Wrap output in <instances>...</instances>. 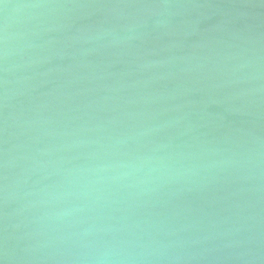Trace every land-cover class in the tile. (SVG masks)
Wrapping results in <instances>:
<instances>
[{
  "label": "water",
  "instance_id": "obj_1",
  "mask_svg": "<svg viewBox=\"0 0 264 264\" xmlns=\"http://www.w3.org/2000/svg\"><path fill=\"white\" fill-rule=\"evenodd\" d=\"M0 264H264V0H0Z\"/></svg>",
  "mask_w": 264,
  "mask_h": 264
}]
</instances>
